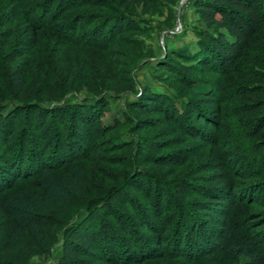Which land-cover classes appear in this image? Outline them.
Listing matches in <instances>:
<instances>
[{
    "label": "rangeland",
    "instance_id": "rangeland-1",
    "mask_svg": "<svg viewBox=\"0 0 264 264\" xmlns=\"http://www.w3.org/2000/svg\"><path fill=\"white\" fill-rule=\"evenodd\" d=\"M30 1L41 6L51 0ZM12 2L0 0V96L7 100L1 114L13 109L14 93L48 108L73 103L82 109L56 115L48 109L44 116L31 108L17 111L9 129L1 119L0 155L16 141L28 147L46 133L42 141L50 140L38 147L47 149L48 159L52 137L67 141L70 126L82 144L70 150L66 143L51 168H40L34 157L31 179H8L9 186L0 188V264H60L70 233L82 226L92 231L97 219L113 227V236L129 238L122 233L130 224L126 218L138 225V215L150 214L146 219L158 220L156 232L146 222L137 230L166 239L185 208L205 218L211 231L219 228L216 236L208 230L215 248L204 257L195 253L194 260L169 256L143 264H250L230 246L264 231V134L244 136L245 124L257 114H241V104L252 97L242 98L236 87L262 83L264 65L250 56H264V32L236 74H220L207 60L199 61L200 47L210 35L227 34L226 28L202 21L195 0H53L52 8L61 9L58 20L49 21L50 11V27L35 45L28 42L26 17ZM62 26V40L48 33ZM4 173L0 185L9 177ZM104 242L76 245L67 258L110 264L105 255L139 264L122 241Z\"/></svg>",
    "mask_w": 264,
    "mask_h": 264
},
{
    "label": "trees",
    "instance_id": "trees-1",
    "mask_svg": "<svg viewBox=\"0 0 264 264\" xmlns=\"http://www.w3.org/2000/svg\"><path fill=\"white\" fill-rule=\"evenodd\" d=\"M13 2L16 3L14 4V10L17 11L18 14L24 15L26 17L25 21L31 28V38L28 42L32 45H35L39 42L41 30H47L48 27H50H47L45 23V19L48 17L49 12L53 11L49 21H55L58 20L59 16L57 15V12L61 10L59 9L56 12L55 8H52L51 5H53L52 3H54L53 0H51L47 4H45L44 2V4H40L41 6L37 4L38 2H32L30 0H13ZM195 7L200 15V19L204 21L208 26H214L216 28L223 27L226 28L227 31V34L222 33L219 38L212 37V35L208 36V34L206 33L203 34V36H208V38H210V41H207V38L204 37V45L200 47V55L202 56V58H200L199 61L207 60L208 65L210 64L212 66V70L216 71L217 73H228L230 75L236 74V71L237 69H239V64L241 63V61L248 57L247 50L250 45L255 43L256 37L262 32H264V0H195ZM63 11H65V8H63ZM35 13H37L36 16H38L36 19V16H34ZM48 33L50 34V36H56L57 38H59L58 40H62V38H65L63 26L60 30H57L55 32L49 30ZM250 59L254 60V63L258 66L264 65V56L253 55L250 56ZM239 71H241V69ZM248 73L252 74L251 71ZM243 74L245 75V72H243ZM263 81L264 78L262 80V83L258 82L252 83L250 85L241 84L236 87L238 95L242 98L252 97L250 98V101H247L245 104H241L242 106L240 112L242 115L257 114L254 120L246 123L244 126L246 127V132H244V136L253 140L259 138L264 134ZM211 84L212 89H219L217 90L219 91L217 94L221 96L222 88L220 87L218 82L212 80ZM69 89V87L65 88L62 93L64 95H58L57 97L65 96L67 94L66 91ZM2 91H5V89ZM16 97L18 96L14 93L13 98L15 99ZM14 99L10 101L14 102L13 109L9 110L8 113H6L5 115L1 114V112L4 108V105L7 103V100L0 96V120L2 119V121L5 122L6 120H8V129L10 127L11 120H13L14 118L13 114L17 113V111H28L29 108H31L35 109V111L40 112L41 116H44L48 109V115L54 113L55 115L58 113H63L67 111V109L73 110L74 113H79L78 110L82 109L81 104L67 103L65 106H54L48 108L47 106L42 105L39 101L36 102V100H33L30 102L29 100L32 99H28L27 97L19 96L17 100L21 103H16ZM220 110L222 111L223 108H220ZM80 118L82 119V117ZM12 123L14 122L12 121L11 124ZM86 125H88V123L82 124L83 127H85ZM251 126H253V128L249 130ZM71 127V136L67 141L62 140V137L58 135L52 137L51 140L53 143V150L51 148V154L48 159L45 158L47 149L42 150V148L40 149L38 147L42 145V142L47 143L48 140H50L46 138L45 141H42V138L46 136V133L38 135L40 137L34 140L35 144H30V146L28 147H26V144L22 145L20 141H16L15 143H12V146H10V148H6L3 152V155H0V172L2 174L5 172L4 174H7V176L9 177H2L3 180L0 185V188H6L9 186L10 183H7L8 179L11 181L14 178V181H17L22 176H25V181L31 179V176L35 171L31 172L30 169L34 165L32 163H35L36 160L40 162L38 163L40 168H51L52 158H57L60 154L62 156V154L65 152L64 146L66 143H71L72 146L70 145V150H72L73 146H80L79 144H82L81 140L80 142H78L79 139L75 138L76 134L72 135L73 133H76V127L70 126V128ZM36 128L39 129V127ZM8 129L6 128V131ZM6 131L4 130V132ZM34 157H36L37 159L34 160ZM74 158H72V160ZM66 160V158L60 159V161H62L60 162V164L63 165L67 163L65 162ZM4 184L6 185L3 186ZM223 192L226 193V191ZM213 197H215V195ZM237 200L243 201V199ZM238 201H236L234 204H237ZM187 210L188 208H185V210L182 211V216L178 219L174 218L172 225L169 227V236L168 238H166L167 240L169 239V241L167 242L168 244L166 249L162 248L163 245H165L164 243L166 241L162 234L154 236V239L152 238V236H149L145 233L143 234V232H139L137 230V227H139L140 223L144 224L146 222L149 228L153 227L154 232H156L155 229L158 226V222H156L158 220H155L156 216L155 219L153 218L152 221V219H146V217H149L150 214H148L147 216H145L144 213L140 214L138 215L140 221H137L139 223L138 225H136L131 219L126 218L127 220H130V224L128 227L125 226L126 229L124 228L122 233H124L125 236H128L129 234V238H124L119 235L118 237H116V233L114 234V237L113 227L109 229V227L107 228L106 224L102 223L101 219H97L98 225L95 229L92 230L93 233L90 229L85 230L84 226H82L81 229L77 231V233H70L71 237L68 239V245L63 252L60 264H82L81 262H76L72 258H67L68 253L77 250L76 245H86L87 242L92 240H97L99 241V243L105 244L106 242L104 241L110 240L113 242L114 238H117V240L122 241V243H124V245L130 249V251L132 252L131 257H134L133 262L135 261L139 264H143V262L152 258L165 260L169 256H183L194 260V258H196L195 253L198 258L204 257L208 255L207 253L209 252V249L215 248V245L217 243L216 238H209L210 236H208V230L210 232L211 227L209 224H205V218L199 217L197 219V216L190 214V212H188ZM186 216L189 219H187ZM253 216L255 215L252 214L251 217ZM246 217L247 215H245V217L243 216L242 219H245L243 221L247 224V219L249 217L247 219ZM243 221L240 220L234 224L240 222L241 224H243ZM249 223L251 224L252 222L250 221ZM250 224L247 226V228L251 226ZM217 232H220L218 227L214 228V230L211 231V233H214L215 236L217 235ZM138 233H141L143 235H140ZM177 235L181 238H178ZM193 248H195L196 250H192ZM230 251L235 255L248 257L250 259V264H264V231H257L256 233L253 232L251 237L246 236L245 234L244 240L232 241ZM121 258L126 259L124 263H127L128 260H130L128 259L129 257L125 256ZM102 259L104 262L110 264H123V261L116 257L113 258L111 256L104 255ZM11 264L17 263L14 262Z\"/></svg>",
    "mask_w": 264,
    "mask_h": 264
}]
</instances>
